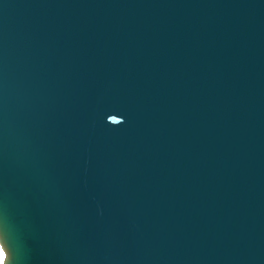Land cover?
<instances>
[{"label": "water", "instance_id": "obj_1", "mask_svg": "<svg viewBox=\"0 0 264 264\" xmlns=\"http://www.w3.org/2000/svg\"><path fill=\"white\" fill-rule=\"evenodd\" d=\"M8 264H264V0H0Z\"/></svg>", "mask_w": 264, "mask_h": 264}, {"label": "rangeland", "instance_id": "obj_2", "mask_svg": "<svg viewBox=\"0 0 264 264\" xmlns=\"http://www.w3.org/2000/svg\"><path fill=\"white\" fill-rule=\"evenodd\" d=\"M9 252L8 247L3 239V234L0 230V263L8 264Z\"/></svg>", "mask_w": 264, "mask_h": 264}, {"label": "crops", "instance_id": "obj_3", "mask_svg": "<svg viewBox=\"0 0 264 264\" xmlns=\"http://www.w3.org/2000/svg\"><path fill=\"white\" fill-rule=\"evenodd\" d=\"M0 264H5V263L2 262V263H0Z\"/></svg>", "mask_w": 264, "mask_h": 264}]
</instances>
